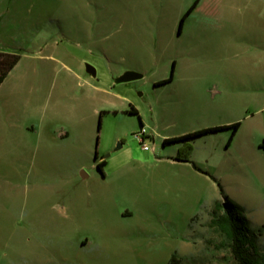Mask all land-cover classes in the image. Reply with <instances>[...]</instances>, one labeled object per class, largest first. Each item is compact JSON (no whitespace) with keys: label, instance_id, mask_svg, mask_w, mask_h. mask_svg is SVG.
<instances>
[{"label":"rangeland","instance_id":"374dc122","mask_svg":"<svg viewBox=\"0 0 264 264\" xmlns=\"http://www.w3.org/2000/svg\"><path fill=\"white\" fill-rule=\"evenodd\" d=\"M0 49V264H236L224 198L264 250V0H0Z\"/></svg>","mask_w":264,"mask_h":264},{"label":"trees","instance_id":"16d2710c","mask_svg":"<svg viewBox=\"0 0 264 264\" xmlns=\"http://www.w3.org/2000/svg\"><path fill=\"white\" fill-rule=\"evenodd\" d=\"M193 5L188 9L185 15L189 14ZM180 20V25L185 17ZM21 56L17 53L0 51V84L4 81L8 73L18 63ZM164 83V82H162ZM132 112H135L133 109ZM239 123L232 125L235 132ZM206 132V131H205ZM209 132V130H207ZM189 136H181L170 139H165L163 144L176 141H184ZM184 162H189L188 159H183ZM104 163H99L97 168L101 174V167ZM191 166L196 171H201L195 164ZM221 191V188L218 184ZM211 228L220 235L223 245L229 251L236 264H264V250H259L255 235L249 228V221L240 213V211L227 198L224 202L216 201L213 204L211 211ZM176 254L174 253L167 264H172L176 261Z\"/></svg>","mask_w":264,"mask_h":264},{"label":"water","instance_id":"95a60500","mask_svg":"<svg viewBox=\"0 0 264 264\" xmlns=\"http://www.w3.org/2000/svg\"><path fill=\"white\" fill-rule=\"evenodd\" d=\"M85 71L87 74H89L90 76L92 77H95V69L88 65V64H85ZM141 75L139 73H136V72H132V71H127L125 72L122 76H120L116 82L118 83H121V82H128V81H131V80H135V79H138L140 78ZM121 148V145L118 143L116 145V150ZM82 176H84V174H82Z\"/></svg>","mask_w":264,"mask_h":264},{"label":"flooded vegetation","instance_id":"af4514ba","mask_svg":"<svg viewBox=\"0 0 264 264\" xmlns=\"http://www.w3.org/2000/svg\"><path fill=\"white\" fill-rule=\"evenodd\" d=\"M132 110H133V109H132ZM132 110L129 111L130 114H134V115H137V114H138V112H137L135 109H134L135 112H132ZM141 129H144V128L141 126ZM141 129H140V130H141ZM135 135H136V134H134V137H135ZM123 142H124V138H120V139L118 140V143H119L120 145H122ZM118 143H117V144H118ZM96 158H97V156H96V154H95V155H94V159H96ZM105 161H106V160H104V159L101 157V158L99 159L98 163H97V165H98L99 163H102V162L104 163V164L102 165V167H101V170H102L103 166L105 165ZM97 165H96V169L98 170ZM98 171H99V170H98ZM100 174H101V173H100Z\"/></svg>","mask_w":264,"mask_h":264},{"label":"built area","instance_id":"2783aa9c","mask_svg":"<svg viewBox=\"0 0 264 264\" xmlns=\"http://www.w3.org/2000/svg\"><path fill=\"white\" fill-rule=\"evenodd\" d=\"M144 136H145V131L144 129H141L139 133L135 135L137 138L138 142L142 144V149L143 150H148V147L144 144Z\"/></svg>","mask_w":264,"mask_h":264},{"label":"crops","instance_id":"0c3cea01","mask_svg":"<svg viewBox=\"0 0 264 264\" xmlns=\"http://www.w3.org/2000/svg\"><path fill=\"white\" fill-rule=\"evenodd\" d=\"M0 51L10 52V51L4 50V49H0ZM11 53H12V52H11ZM118 78H119V77H118ZM118 78H116L115 81H116ZM182 162H184V161H182ZM191 163H192V162H191ZM105 164H106V161H105ZM193 164H194V163H193Z\"/></svg>","mask_w":264,"mask_h":264}]
</instances>
